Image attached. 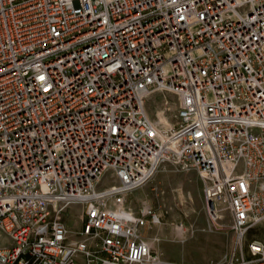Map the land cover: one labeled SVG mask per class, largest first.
Listing matches in <instances>:
<instances>
[{"label": "built area", "instance_id": "2783aa9c", "mask_svg": "<svg viewBox=\"0 0 264 264\" xmlns=\"http://www.w3.org/2000/svg\"><path fill=\"white\" fill-rule=\"evenodd\" d=\"M156 93L177 98L169 127ZM166 162L231 215L208 264H264V0H0V264H192L127 204Z\"/></svg>", "mask_w": 264, "mask_h": 264}, {"label": "rangeland", "instance_id": "374dc122", "mask_svg": "<svg viewBox=\"0 0 264 264\" xmlns=\"http://www.w3.org/2000/svg\"><path fill=\"white\" fill-rule=\"evenodd\" d=\"M146 106L149 114L162 126L174 124L178 107L175 95L156 93L147 100ZM114 182L107 173L98 188ZM143 201L152 205L161 220L148 227L145 235L160 237L157 248L165 258L192 264L219 263L233 247L231 215L223 209L218 223L211 220L203 182L195 167L163 163L147 183L128 196L127 204L138 211ZM80 213L78 206H70L65 213L73 228L79 225L73 218ZM7 242L6 237L0 238L1 244Z\"/></svg>", "mask_w": 264, "mask_h": 264}, {"label": "water", "instance_id": "95a60500", "mask_svg": "<svg viewBox=\"0 0 264 264\" xmlns=\"http://www.w3.org/2000/svg\"><path fill=\"white\" fill-rule=\"evenodd\" d=\"M209 204H211V201H209Z\"/></svg>", "mask_w": 264, "mask_h": 264}]
</instances>
